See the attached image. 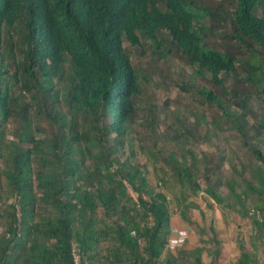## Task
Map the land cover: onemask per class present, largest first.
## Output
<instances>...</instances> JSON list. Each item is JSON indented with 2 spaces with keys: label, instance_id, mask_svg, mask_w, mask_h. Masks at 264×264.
Listing matches in <instances>:
<instances>
[{
  "label": "trees",
  "instance_id": "obj_1",
  "mask_svg": "<svg viewBox=\"0 0 264 264\" xmlns=\"http://www.w3.org/2000/svg\"><path fill=\"white\" fill-rule=\"evenodd\" d=\"M262 1L221 0L208 9L205 0H0V264H203L204 249L172 245L170 236L173 217L190 223L204 191L224 212L251 219L255 235L237 264H264ZM210 16L226 30L232 18L226 37L235 54L195 36ZM161 28L179 43L153 37ZM136 32L151 40L149 71L136 70L122 48V38L140 44ZM185 66L194 69L188 79ZM153 74L154 84L193 96L187 106L196 122L183 115L186 106L161 131L140 80ZM201 78L220 91L199 86ZM212 105L224 110L213 135L231 149L243 140L258 188L244 180L238 193L229 176L222 195L223 164L242 168L241 176L248 166L222 157L224 147L201 149L210 138L203 107ZM222 127L227 135L219 136Z\"/></svg>",
  "mask_w": 264,
  "mask_h": 264
},
{
  "label": "rangeland",
  "instance_id": "obj_2",
  "mask_svg": "<svg viewBox=\"0 0 264 264\" xmlns=\"http://www.w3.org/2000/svg\"><path fill=\"white\" fill-rule=\"evenodd\" d=\"M217 1L220 0H205V3L208 5H213ZM264 7V0L262 3ZM214 8V7H213ZM228 30V29H227ZM221 30H217L215 34L212 35L209 38V46H213L214 48H218L220 50H229L235 54V49L233 48V44H231V41L234 42L231 37H221ZM228 33V32H226ZM147 36V35H146ZM169 36L168 33L164 32L162 34L154 33L153 37L156 39H162ZM139 40V37H138ZM235 43V42H234ZM167 45H170L169 43H166ZM151 40L147 38L140 37V44L136 46H130L127 43H123V46L127 52L130 53L131 56V62L133 67L136 70L141 69H147L149 71L150 65H148V54L145 52L147 47H150ZM257 49H260L256 47ZM262 53V52H260ZM263 54V53H262ZM246 57L248 55H239L238 58L240 61L245 62L247 61ZM262 59V56L260 57ZM255 58L254 60H256ZM150 60V57H149ZM174 62L178 65H182V62L179 60H175ZM242 64H239L238 67L242 66ZM185 79H188L189 76L194 74L193 67L185 66ZM148 72H145V75H147ZM153 73V72H152ZM210 75L208 74V76ZM159 79L158 75H154L149 79H144L143 77H140V80L143 81V88L144 90H147V96L149 99L152 98L154 101V104L157 108V115L161 121L160 128L162 129H168L169 127H172L173 125V119L176 117V114L184 110V108L187 106V104L193 103V96L189 94L188 92L183 91L180 86H174L170 84V86L164 87L162 84V81H159L161 84H154L153 81H156ZM211 79V78H208ZM171 82L174 83L172 80ZM170 82V83H171ZM200 85H209L210 88L214 90V92L217 94L220 89L217 86H214L213 83H211L209 80H205L204 78H201L199 81ZM191 83L190 85H192ZM229 84V82H227ZM232 84V83H230ZM195 85V84H193ZM256 98H254L255 100ZM252 104H255L253 101ZM164 106H168V108H164ZM204 112L206 116V123L203 125L204 133L207 132V129H209V144H204L201 146L202 150H214V149H222L221 156H228L235 158L236 162L238 161H244L243 163H246L248 166V169H245L246 172H242L241 176V170L242 168L237 167V173L232 172L233 167L230 165L229 161H226L223 164L222 171L223 176H225L222 179V183L219 184V188L222 191V195L224 196L228 194V188L225 184V182H228L227 177L231 176L234 180L238 183V193L242 192L243 190H247L246 184L244 183V180H247L249 183L251 182L252 185H254L256 188H258L257 183H253L250 179V169L253 167L255 163H257L253 156L251 155V158L248 159L249 153H247L245 150V147L242 145L241 139L238 141H232L230 143L231 148H228V143L224 142L223 140L220 141L216 136L213 135L215 126L214 121H216V117L220 115H224V110H222L217 105L212 106H205ZM164 110V111H163ZM189 109L188 106L184 110L183 115L190 117V124L197 121V118L195 116H192L191 113H188ZM156 117V116H155ZM113 118V117H112ZM247 118V116H246ZM137 122H134L132 125V129L136 130ZM223 125V124H222ZM147 128H143L141 126L140 130L142 133L146 132ZM8 131L11 130V127H8ZM145 131V132H144ZM165 132V131H164ZM162 134H165V133ZM168 133H171L170 131H166ZM219 132V136L227 135L224 131V127ZM217 132V133H218ZM203 135V134H202ZM8 139L12 140L11 136H8ZM173 144V143H172ZM261 149L264 151V143H260ZM175 150L169 151L173 152ZM140 157V155H139ZM228 158L226 160H228ZM248 159V160H247ZM251 166V167H250ZM4 170V168H1ZM152 176V171H149ZM244 175V176H243ZM150 176V177H151ZM3 182L5 183V179H3ZM203 189L206 190L207 185L202 182ZM130 192V197L133 199V202L136 201V194L131 191V189L128 187ZM204 193V194H203ZM203 193L199 194L197 198L194 199V201L200 206V209H196L192 215H191V222H186L185 224H180L178 222V217H173L175 223V227L173 228L174 235L170 236V239H173L172 245H177L179 242H184L187 240L186 244H184V248L186 249H204L202 252V263L203 264H237L238 258L241 254L240 248L243 247L247 250L251 247V237H254V233H252V225H251V219L247 220H241L236 219L234 211H229V213L224 212V210L219 206L216 201L208 196V194L204 191ZM250 194V193H249ZM252 196V194H250ZM206 197V202L210 201L212 202L213 208H208L207 205L204 203ZM248 213L250 217L256 218L258 214L256 213L255 206L252 207L251 204L247 203ZM205 215V217L203 216ZM254 215V216H253ZM211 224H213V229H215L216 234H214L213 229L211 228ZM214 234V235H213ZM176 241V242H175ZM178 248H175L172 246V250L174 252H177ZM257 258L262 262L264 260V253L258 254ZM257 259V260H258ZM163 260V258H162ZM258 260V261H259Z\"/></svg>",
  "mask_w": 264,
  "mask_h": 264
},
{
  "label": "clouds",
  "instance_id": "obj_3",
  "mask_svg": "<svg viewBox=\"0 0 264 264\" xmlns=\"http://www.w3.org/2000/svg\"><path fill=\"white\" fill-rule=\"evenodd\" d=\"M220 2H221V0L220 1H217L215 4H213L212 6L211 5H208L207 3H205L206 4V6H207V8L208 9H213V7L215 8V7H217L219 4H220ZM262 3H263V1H262ZM158 9L161 11V12H164V10H166L165 9V7L161 4V3H159L158 4ZM256 14L257 15H259V16H263V14L261 13L262 11L259 9H256ZM222 14V12H220V14H219V16ZM211 17L212 16H210V18H209V20L207 21V23L205 24V25H203V29L202 30H200V29H198L197 30V33H195V36L198 38V36H199V34L200 33H202V35H201V39H205L204 41H206V40H209V38H210V36H211V39H212V35L213 34H215L216 32H217V30L219 31V30H221L222 32H221V34H220V36L221 37H226V36H228V34H229V29L231 28V26H232V18H231V23L228 25V27L227 28H229L228 30H226L225 29V27H223L221 24H220V22H219V17L217 18V20L216 21H214V20H211ZM196 29L197 28H199V25L197 26V23H196V26H194ZM164 32H168V30H166V29H164V28H161L160 30H158V31H156L155 33L156 34H162V33H164ZM226 32H228V33H226ZM135 35V34H134ZM136 35H137V37H139V41H140V37H141V35L139 34V32H136ZM124 38H122V41H121V45H122V48L123 49H125L124 48V46H123V43H127V44H129L130 46H132L131 45V43H129L128 41H126V40H123ZM164 41H165V43H169L170 45H175V43H179V40L178 39H176L175 38V32H173V33H170V35L169 36H167V37H165L164 38ZM208 45H209V41H208ZM131 57V56H130ZM13 139V138H12ZM78 264H79V262H78Z\"/></svg>",
  "mask_w": 264,
  "mask_h": 264
}]
</instances>
